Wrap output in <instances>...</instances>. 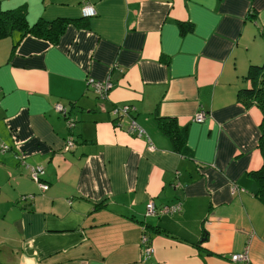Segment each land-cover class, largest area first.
Segmentation results:
<instances>
[{
  "label": "crops",
  "instance_id": "1",
  "mask_svg": "<svg viewBox=\"0 0 264 264\" xmlns=\"http://www.w3.org/2000/svg\"><path fill=\"white\" fill-rule=\"evenodd\" d=\"M0 6H25L30 24L68 21L58 42L19 30L0 38V252L9 264H264V203L248 175L263 164L262 112L238 100L249 67L264 63V0ZM91 79L111 82L107 98ZM123 105L143 134L112 113ZM162 118L176 122L183 145ZM37 165L45 191L30 175ZM150 201L181 209L148 214ZM244 251L249 263L230 260Z\"/></svg>",
  "mask_w": 264,
  "mask_h": 264
},
{
  "label": "trees",
  "instance_id": "2",
  "mask_svg": "<svg viewBox=\"0 0 264 264\" xmlns=\"http://www.w3.org/2000/svg\"><path fill=\"white\" fill-rule=\"evenodd\" d=\"M67 24L68 21L65 19L47 21L42 18L34 24H30L27 20V9L25 6L9 10H4L0 6V38L9 36L15 30H19L23 32L22 34L24 36L26 34H33L48 39L51 42H58L65 32ZM245 79L250 82V87L239 90L238 100L247 106L256 105L262 112L259 147L263 157V164L261 168L248 175L255 183L253 189L254 195L264 203V63L260 65H251ZM159 126L176 145L184 144V135L175 121H172L170 118H162V120L159 121Z\"/></svg>",
  "mask_w": 264,
  "mask_h": 264
},
{
  "label": "built area",
  "instance_id": "3",
  "mask_svg": "<svg viewBox=\"0 0 264 264\" xmlns=\"http://www.w3.org/2000/svg\"><path fill=\"white\" fill-rule=\"evenodd\" d=\"M83 14L86 17H92L95 16L96 14V10L94 8L93 5L91 4H85L83 6ZM90 85L93 88V90L96 92L97 96L101 99H105L108 96V92L110 90V88L112 87V84L110 81H105V82H101V81H96L95 79H91L90 80ZM134 109V107H132L131 105H123V106H115L112 109V113L118 117V118H124V117H129L130 118V129L132 131H136L137 133H139V135L144 133V129L141 128L137 122L131 117V112ZM56 110L60 113H62L64 116H67L68 110L65 106L58 104L56 105ZM205 118V112L203 110L198 111L195 114V120L196 121H203ZM68 121V128L72 129L75 125L74 121L70 118L67 119ZM74 145V140L72 138H69L66 141V145H65V149L66 150H70ZM1 149L3 151L9 149L8 145H3L1 147ZM21 159L22 162H24L22 160V156L19 157ZM30 169V175L32 177V179L38 184L39 188L42 191H45L49 188L48 183L44 182L42 179V176L44 175V168L42 166H29ZM238 189L237 186L234 185V190ZM28 197H32L31 195L28 196H22L21 200L27 199ZM181 209V204L177 203L174 205H165L159 209L156 208L155 204L153 201L148 202L147 204V213L148 214H162V215H169L172 213H177L178 211H180ZM144 241L148 242V237L144 236ZM152 251V250H151ZM230 260L235 262V261H243L246 263H249V255L247 251H244L243 253H234L230 256Z\"/></svg>",
  "mask_w": 264,
  "mask_h": 264
},
{
  "label": "rangeland",
  "instance_id": "4",
  "mask_svg": "<svg viewBox=\"0 0 264 264\" xmlns=\"http://www.w3.org/2000/svg\"><path fill=\"white\" fill-rule=\"evenodd\" d=\"M0 250H1V248H0ZM3 252H4V253L6 254V256H7V252H6V250H4ZM5 254H2V253L0 252V262H1V264H9V260L6 258Z\"/></svg>",
  "mask_w": 264,
  "mask_h": 264
}]
</instances>
